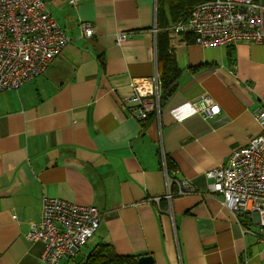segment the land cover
<instances>
[{
    "label": "crops",
    "instance_id": "crops-1",
    "mask_svg": "<svg viewBox=\"0 0 264 264\" xmlns=\"http://www.w3.org/2000/svg\"><path fill=\"white\" fill-rule=\"evenodd\" d=\"M198 1L181 4L190 9ZM158 3L46 2L70 42L42 76L0 91V264H45V243L26 239L44 197L100 211L82 258L111 244L118 255H150L156 264H264L261 227L209 194L205 175L261 132L254 113L264 106V44L207 49L169 33L179 87L143 124L122 106L134 79L158 73L161 25L171 17L165 5L163 20ZM84 23L94 27L92 38L83 36ZM117 33L130 39L117 45ZM206 96L221 107L213 118L193 109ZM170 166L198 192L169 202Z\"/></svg>",
    "mask_w": 264,
    "mask_h": 264
},
{
    "label": "built area",
    "instance_id": "built-area-1",
    "mask_svg": "<svg viewBox=\"0 0 264 264\" xmlns=\"http://www.w3.org/2000/svg\"><path fill=\"white\" fill-rule=\"evenodd\" d=\"M48 0H0V91L17 90L42 76L50 64L63 52L70 37L46 8ZM76 7L79 0H69ZM83 36L92 38L95 29L82 25ZM156 34L158 29L155 27ZM167 32L186 35L202 48L230 47L250 41L264 44V0H209L196 4L186 19L171 24ZM130 39L127 33H117L115 42L122 45ZM162 83L155 77L134 79L131 94L123 108L147 123L152 114L161 112ZM195 112L205 118L221 113V107L209 96L194 103ZM261 126L258 136L234 150L227 163L205 173L210 180L208 193L221 195L226 208L241 220L259 224L264 233V106L255 111ZM166 172L167 193L175 196L195 194L198 189L188 179H177ZM177 186V193L171 191ZM159 204L160 198L151 199ZM101 213L94 206H82L56 198L44 197L39 223L30 224L26 239L43 241L41 261L60 264L72 260L97 233ZM249 232V231H247ZM259 241L264 242V236Z\"/></svg>",
    "mask_w": 264,
    "mask_h": 264
},
{
    "label": "trees",
    "instance_id": "trees-1",
    "mask_svg": "<svg viewBox=\"0 0 264 264\" xmlns=\"http://www.w3.org/2000/svg\"><path fill=\"white\" fill-rule=\"evenodd\" d=\"M181 1L182 0H159L158 3L159 13L162 14L163 11H161V9L165 5H168L171 16L169 23H162L161 28H163V33L158 39L157 65L160 81L162 83L161 106L166 101H168L177 91L179 87L178 81L181 74V70L177 65L176 57L169 47L170 36L169 32H167V28L170 27L171 24H176L186 19V17L196 4L209 0H202L193 3L191 5L192 7L190 6V9H185V7L182 6ZM163 20L165 21L164 15ZM189 41L191 42V39H189ZM228 58L231 63H235V56L232 51H229ZM171 168L172 166L168 168L169 176H172V172L174 171ZM139 258L140 257L132 255H118L111 244H100L91 249L89 254L86 255L77 264H138Z\"/></svg>",
    "mask_w": 264,
    "mask_h": 264
},
{
    "label": "water",
    "instance_id": "water-1",
    "mask_svg": "<svg viewBox=\"0 0 264 264\" xmlns=\"http://www.w3.org/2000/svg\"><path fill=\"white\" fill-rule=\"evenodd\" d=\"M138 264H156L153 256H142L138 259Z\"/></svg>",
    "mask_w": 264,
    "mask_h": 264
},
{
    "label": "rangeland",
    "instance_id": "rangeland-1",
    "mask_svg": "<svg viewBox=\"0 0 264 264\" xmlns=\"http://www.w3.org/2000/svg\"><path fill=\"white\" fill-rule=\"evenodd\" d=\"M83 255L81 253L78 254V258L76 260V262H74L73 264H77L79 261H81L83 258ZM82 258V259H81ZM81 259V260H80Z\"/></svg>",
    "mask_w": 264,
    "mask_h": 264
}]
</instances>
